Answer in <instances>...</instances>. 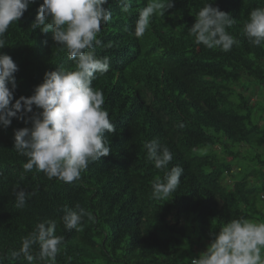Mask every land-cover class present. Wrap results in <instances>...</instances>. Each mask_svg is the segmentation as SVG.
<instances>
[{"label":"trees","instance_id":"trees-1","mask_svg":"<svg viewBox=\"0 0 264 264\" xmlns=\"http://www.w3.org/2000/svg\"><path fill=\"white\" fill-rule=\"evenodd\" d=\"M174 1L176 14L153 17L151 33L123 35V54L111 56L109 71L92 81L116 131L105 133L110 155L78 181L24 172L14 131L30 124L13 118L0 128V264H28L10 254L46 219L64 238L56 264H191L225 223L264 222V44L252 46L243 35L264 0H214L235 21L227 31L238 43L228 52L198 45L188 32L212 0ZM40 3H31L3 37L0 54L18 66L15 99L31 96L46 72L75 70L51 32L31 30ZM98 39L103 47L104 35ZM153 139L173 155L167 170L183 168L176 191L160 201L152 198V184L167 170L147 160L144 144ZM16 190L35 195L17 208ZM77 207L87 215L79 230H66L64 209Z\"/></svg>","mask_w":264,"mask_h":264},{"label":"clouds","instance_id":"clouds-1","mask_svg":"<svg viewBox=\"0 0 264 264\" xmlns=\"http://www.w3.org/2000/svg\"><path fill=\"white\" fill-rule=\"evenodd\" d=\"M36 0H0V49L12 23H17ZM114 2V3H113ZM206 3L188 28L195 43L208 49L228 52L238 41L227 29L235 21L230 14ZM174 0H42L31 30L51 32L57 47L73 61L75 70L59 68L46 72L41 84L29 97L14 98L17 64L0 54V128L7 129L13 118L23 121L24 128L14 131L13 150L26 158L24 172H42L47 179L63 183L78 181L88 167L111 152L105 133L116 129L103 108L102 91L92 87L97 74L109 71L110 57L122 50L120 38L128 32L140 38L151 33V18L173 8ZM171 21V19H170ZM119 25V33L110 31ZM107 30H103L107 27ZM98 33L104 35V45ZM243 35L252 46L264 44V8H254L243 25ZM106 47L107 49H105ZM95 50L102 51V58ZM123 51V50H122ZM67 59V58H66ZM36 111H33V109ZM147 160L158 170H167L173 160L168 147L158 140L144 144ZM183 168L165 172L152 184V198L160 201L176 191ZM35 192L16 190L15 206L23 208ZM85 209H64L61 217L66 230H79ZM57 222L44 220L22 239L19 250L10 259L21 257L28 264H56L64 238L56 235ZM210 243L192 259L191 264H264V222L246 218L233 219L217 232L209 234ZM38 251L33 254V247Z\"/></svg>","mask_w":264,"mask_h":264},{"label":"bare ground","instance_id":"bare-ground-1","mask_svg":"<svg viewBox=\"0 0 264 264\" xmlns=\"http://www.w3.org/2000/svg\"><path fill=\"white\" fill-rule=\"evenodd\" d=\"M36 2H37V4H38V3H40V0H37ZM174 2H175V1H174ZM113 3H114V2H113ZM175 3H176V2H175ZM177 9H178V8H176V9H169L168 12L165 11V14H164L163 16H160V15L158 14V17H160V18H165L166 16H167V17L170 16V18H171V16H174V15L176 14ZM155 16H156V15H154L153 17H155ZM153 17H152V18H153ZM152 18H151V20H152ZM170 26L173 27L172 24H170ZM178 27H180L179 24H177V25L174 27V29H178ZM107 28H108V26L105 27L103 30H107ZM182 30H183V29H182ZM155 32H157V31L153 28V33H152V34H154ZM152 34H151V35H152ZM155 34H156V33H155ZM94 52L98 54L97 56H99L100 58H102V56H103V52H102V51L95 50ZM120 54H123V52H121ZM134 75H135V74H134Z\"/></svg>","mask_w":264,"mask_h":264}]
</instances>
